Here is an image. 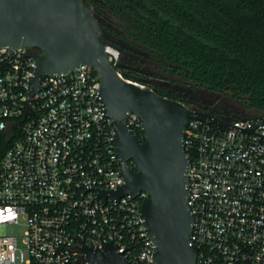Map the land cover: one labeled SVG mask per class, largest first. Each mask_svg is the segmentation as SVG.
I'll list each match as a JSON object with an SVG mask.
<instances>
[{
  "label": "built area",
  "instance_id": "1",
  "mask_svg": "<svg viewBox=\"0 0 264 264\" xmlns=\"http://www.w3.org/2000/svg\"><path fill=\"white\" fill-rule=\"evenodd\" d=\"M36 52L0 45V264H93L84 247L109 241L132 264H155L140 212L147 191L101 195L125 179L99 75L83 65L43 75L33 90ZM105 52L117 68L119 49ZM214 116L231 125L194 115L185 131L190 239L198 261L264 264V111ZM126 120L144 135L136 113ZM19 226L23 234L9 232Z\"/></svg>",
  "mask_w": 264,
  "mask_h": 264
},
{
  "label": "water",
  "instance_id": "2",
  "mask_svg": "<svg viewBox=\"0 0 264 264\" xmlns=\"http://www.w3.org/2000/svg\"><path fill=\"white\" fill-rule=\"evenodd\" d=\"M107 44L89 0H0V45L41 50L34 54L33 90L39 88L41 76L68 73L83 65L99 75L100 96L106 114L114 119L115 148L124 162L120 172L125 179L118 189L101 190V195L118 199L127 192L147 191L140 212L156 244L155 264H208L198 261V246L190 239L194 216L187 204L190 159L184 137L194 115L231 124L212 111L163 96L148 83L127 81L109 61ZM132 112L142 120L145 139L129 130L126 116ZM117 248L109 241L100 249L83 251L93 264H132Z\"/></svg>",
  "mask_w": 264,
  "mask_h": 264
},
{
  "label": "trees",
  "instance_id": "3",
  "mask_svg": "<svg viewBox=\"0 0 264 264\" xmlns=\"http://www.w3.org/2000/svg\"><path fill=\"white\" fill-rule=\"evenodd\" d=\"M89 1L98 16L116 20L120 31L111 33L143 59L157 58L166 72L190 86L179 92L169 87L172 83L152 85L159 94L198 107L188 93L184 96L197 88L231 94L264 110V0ZM117 69L147 83L132 75L136 69L120 63Z\"/></svg>",
  "mask_w": 264,
  "mask_h": 264
},
{
  "label": "rangeland",
  "instance_id": "4",
  "mask_svg": "<svg viewBox=\"0 0 264 264\" xmlns=\"http://www.w3.org/2000/svg\"><path fill=\"white\" fill-rule=\"evenodd\" d=\"M147 57H149L150 60L143 59L145 64H142L138 71H132V75L134 77L144 80L153 86L157 83L162 85L172 83L169 87L173 89L176 88L179 92H185L186 89L190 88V86L182 85H189L184 79L166 72L164 69L165 66L160 63L157 58L149 54L146 55V58ZM119 63H121V54ZM186 93L193 98L191 100L194 101L191 102H195L199 105H210L212 107H216L226 113H229V115L234 113L235 116H251L264 111L256 107L248 106L245 101L231 94H218L197 88H194ZM9 232L21 235L24 232V228L22 226L11 228L9 229Z\"/></svg>",
  "mask_w": 264,
  "mask_h": 264
},
{
  "label": "flooded vegetation",
  "instance_id": "5",
  "mask_svg": "<svg viewBox=\"0 0 264 264\" xmlns=\"http://www.w3.org/2000/svg\"><path fill=\"white\" fill-rule=\"evenodd\" d=\"M94 10H95V7H94ZM98 20H99L100 27L102 29L103 34L108 37L109 43L116 46L119 49L120 54H121V63H120L121 66L127 69H131V70L136 69L135 71H138L139 67L142 65L143 58L140 56L138 50L132 48L131 45L125 43L120 37L111 33L112 31H115V32L120 31L118 25L116 24V20L111 19L108 22L107 20H104L100 15L98 16ZM112 22H115V23H112ZM186 94L187 93H185L184 96H186ZM198 107L203 110H211L213 114H215L216 116H221V117L235 116L234 113L232 115H229V113H226L222 111L221 109L208 106V105H205V106L199 105Z\"/></svg>",
  "mask_w": 264,
  "mask_h": 264
}]
</instances>
